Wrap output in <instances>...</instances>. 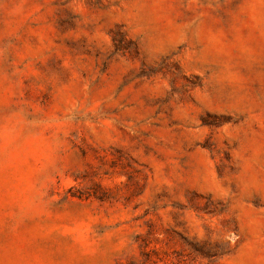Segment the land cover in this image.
<instances>
[{"label": "rangeland", "instance_id": "1", "mask_svg": "<svg viewBox=\"0 0 264 264\" xmlns=\"http://www.w3.org/2000/svg\"><path fill=\"white\" fill-rule=\"evenodd\" d=\"M0 264H264V0H0Z\"/></svg>", "mask_w": 264, "mask_h": 264}]
</instances>
